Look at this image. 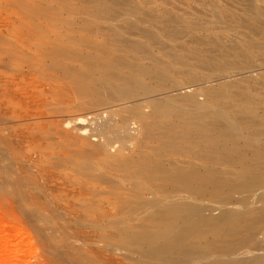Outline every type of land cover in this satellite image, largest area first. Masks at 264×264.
<instances>
[{"label":"bare ground","instance_id":"1","mask_svg":"<svg viewBox=\"0 0 264 264\" xmlns=\"http://www.w3.org/2000/svg\"><path fill=\"white\" fill-rule=\"evenodd\" d=\"M18 1L17 0H0V5L1 4H4L5 6L11 5V7L15 8V6H17L18 4ZM86 1L88 3L89 8L90 7H93L95 9L100 8V11L103 10L104 13L105 11L107 13V10L113 11L116 7L121 8L119 6H125V8L131 11L132 15L135 14V12H137L140 9L139 5H137L136 3H132L129 0H119V1L118 0H112V1L111 0H86ZM244 1L249 10V15L245 18V22H246L245 24L250 29V32L248 33L239 32V34H237V38L234 40L226 41L225 39H227V37L225 35H222L223 33H221L222 28L226 30L227 27H229L230 25L236 26V24H238V20L236 16L234 15L231 16V22H229L228 25L226 24L225 27H220V26L213 25V24L211 25L206 22L200 23V22L192 21L178 14H172L170 12L166 13L165 11L162 10L163 13L158 12V13L153 14V18L149 21L142 19V18H138V17L133 19L129 16H125V18L122 19L123 25H125V27L127 28L125 29L129 31L133 36L132 38L125 39L126 37L124 38V36L121 35L119 36V42H122L123 45L131 49V52H133L132 53L133 54L132 57L134 59L133 61L125 60L126 58L124 57L123 54H116L115 52L113 53L112 48H109V47L105 48V46L103 47L102 50L97 49L101 51L95 53L94 55H92L91 53L85 55L87 56V58L85 59H88L86 61L87 62L86 65H90V66L92 65V67L93 65L94 67L96 66L95 69L97 72V77L95 78V80L100 81V83L103 85V88L108 87L113 92V96L115 94L118 97V99H115L116 101L118 100V102L115 104L116 106L115 108H111L106 111L108 113L107 114L108 116H106L107 118H105L106 120L98 121V122L95 121L97 127L95 128V132L92 133V136L93 135L95 137L97 136L96 138H98L99 140L102 139L100 141L101 144L102 142H104L102 145L94 141L85 142V139L87 138L85 136L87 130H85V128H81L82 127L81 125L82 124L84 125L85 119H86L85 122H87L88 120L87 118L84 117L85 119H83L78 114L77 116L79 117H77L75 121H73L71 120V118H68L71 115L67 116V118L69 119V124L71 121H73V123L77 125L76 130H79V132L77 133L76 139L74 140L77 146L83 147L86 145V146H89L90 148V150L87 151V155H85V152L81 153L80 150H77L78 153L73 151L74 153H72L71 156L66 155V157L70 158L78 166L76 170L79 171L80 169L83 168V169H87L88 171L95 172L94 169L97 166L93 165L92 163L93 160L91 161V159L96 154L95 155L93 154L95 153V151H99L100 149H102L104 150L103 154L106 156V159H108L110 156H112V154L107 153V151L109 149V145H112L111 142L113 139L115 140L116 138H118L119 142L122 141V143L127 144L129 141L131 142L133 140H136V141L138 139L140 140V138L138 137L143 131L145 132V136L147 135L146 134L147 132L149 134L147 135V137L157 142L154 148H152L151 146V150L149 151L140 150L139 152L137 151L135 152V153H138L137 157H135V155L134 157L126 156V158L123 160L120 157V155L122 153L121 149L124 150V148L120 147L121 144L118 145V148L119 147L120 148L117 149L116 152L115 151L114 152L116 153L115 154V156H117L116 158L120 159L119 160L120 162L116 161V165L118 164L117 162H119L117 169L121 170L122 172L116 175V178L114 177L115 175H113V177L112 176L108 177V175L110 176L111 174H106L105 172L100 173L101 171L99 172V170L96 174L98 175V177L99 176L101 177V174H103V176L107 175L106 177L102 176L103 179L102 177L101 178L99 177V179H102L105 181L104 178L106 179L108 178L107 182L111 181L110 182L111 184L109 185V187H110V192L112 193V196L106 199L105 201L107 202L110 208L112 207V208L117 209L116 211H110L108 213H105L104 215H101L100 213L101 216L99 217H101L102 220L101 218L99 220H101V222L105 221V223H103L105 225L107 222L111 225L110 228L106 227V230H108L110 233L113 232L111 233L112 235L109 236L111 237L110 239L114 240L116 244L122 246V248L125 247L126 253L127 251L131 249L139 253L138 255L139 259L136 263L134 262L135 264H264V0H244ZM20 2L24 3V0L23 1L21 0ZM29 3L27 5H29ZM32 9L36 10L35 8H32ZM41 9H44V8H41ZM128 10L125 9L126 12ZM218 10L220 11V9ZM21 11L22 10H20V12ZM50 11L52 12V10ZM155 11H156V8H155ZM35 12H37V10ZM119 12L118 14L115 13L116 15L113 13L115 18L117 15L121 16L122 12L121 13ZM31 13L29 12V14ZM49 15H51V13ZM120 16H117V17H120ZM17 17L19 18V15ZM29 17L31 18V16ZM37 18L39 17L37 16ZM113 20H114L113 16L109 18L108 22L111 24V26H108V27H110L109 29L115 31V30H118L120 27L117 29V26H116L117 24H115ZM84 21L85 19L83 18V22ZM38 22L41 23V21H38ZM67 24L70 25L71 23L67 22ZM73 25L75 26L76 24H73ZM83 26L85 27V25ZM121 27L124 28L123 26ZM57 28H58L57 25H55L54 30H56ZM99 28H102V27H99ZM103 28H106V27H103ZM30 30H32V28ZM48 30L46 31L48 32ZM104 30L102 31L105 32ZM37 31L39 32L40 30H37ZM44 31L45 30H43V33ZM58 31L59 30H57V32ZM127 31H124V32H126L127 35L130 34ZM115 33H118V32H115ZM48 37L50 38V36ZM69 37L70 38L72 37L71 34ZM56 39L54 42H57ZM80 40L83 41V39H79V41ZM59 41L62 42V39ZM74 41L78 42V39ZM61 42L59 43L62 44ZM87 42L86 44H84L85 46H87V44L90 43V42L89 43ZM91 42H93L94 44V40ZM82 43H84V41ZM105 43L106 42H104V44ZM56 45H58V43ZM97 45L100 46L101 44H97ZM36 46L38 45L36 44ZM64 46L66 45L64 44ZM64 46H62V48ZM82 46L83 45H80V47ZM125 46L123 47L127 48ZM71 47H74V46L72 45ZM88 47L91 48L90 46ZM62 50H65V49L63 48ZM0 51H1V48H0ZM125 51L126 50H124V52ZM118 52H119V49H118ZM20 53L22 52L20 51ZM71 53H73L74 55V57L73 56L69 57V59L71 58L70 59L71 61H73L72 58H78V60H83V59H79L78 55L81 56L79 52L73 51ZM141 53H143V55H140ZM83 56L84 55H82V57ZM145 58L148 60V62H144L142 60V59L145 60ZM55 60L57 61L58 59L54 58V62L56 63ZM54 62L52 63L54 64ZM74 62L75 61H73L72 63ZM78 64L79 63H75V65H78ZM84 64L85 63H83V65ZM44 65H46L47 67V64H44ZM56 65H57L56 67L58 68V62L56 63ZM69 68L71 69V67ZM39 69L41 70L42 68H39ZM95 69H94V72H92L90 69H87V70L85 69V70H86L87 75H90L91 77L94 78V76H96ZM14 71H17V70L15 69ZM21 73H23V71ZM3 80H5L4 77H3ZM88 80H90V77ZM9 82L10 81H8V83ZM84 82H85V79H84ZM5 83H7V81ZM9 85L11 84L9 83ZM14 86L16 87V85ZM78 86H81V85H78ZM10 87L11 86H9V88ZM9 88L8 90H10ZM12 88L13 87H11V90H13ZM21 88L18 89L20 90V92H21ZM26 88L27 87H25L23 90H27ZM86 89L89 90V88H86ZM18 90H17V94H18ZM89 91H92V90H89ZM89 91L83 95L89 94ZM8 92L12 93L13 91H8ZM91 93L89 95H91ZM98 94H101V93L98 92ZM13 95H14V92H13ZM78 96L82 97V95L81 96L78 95ZM113 96L112 98L114 99L115 97ZM107 99H109V97ZM102 101H105V100L102 99ZM102 101H101V104H103ZM110 102L111 100L108 103L106 101L107 104H110ZM88 105H91V104L89 103ZM93 105H96V104L93 103L92 106ZM131 106L134 107L135 110L138 112L137 118L136 117L130 118V117H127L125 115L118 113V111L123 110L127 107H131ZM72 107L73 106L69 108H72ZM75 108L73 107V109ZM15 110L17 109L15 108ZM98 110H100L101 112L100 108ZM126 110H127L126 113H128L129 109H126ZM121 112H124V111H121ZM32 113L34 114L35 112H32ZM129 113L131 114L130 111ZM38 114H40V112ZM93 114L95 117L94 120H97L96 118L97 116H95V113H92V116ZM104 114L106 113L104 112ZM100 115L102 116L103 114H100ZM46 117L48 118V116ZM67 118H65L64 120L65 122ZM7 120L8 119H6V122ZM67 124H64V126ZM69 126L72 127L75 125L70 124ZM69 126H67V128ZM155 127H158V131L157 132L155 131L154 133L152 130L153 128L155 129ZM50 131L52 130L50 129ZM150 131H152V133ZM4 136L5 135H3L2 137ZM44 138L46 139V137ZM62 138L65 139V137H63V134H62ZM7 140L4 139V143L5 141L9 143L10 141L9 137ZM70 143L67 144L66 148H68ZM117 143L118 142H116V145ZM60 144H63V143H60ZM128 146H127L128 148L127 150H130L129 149L130 146L129 147ZM80 147H77V148H80ZM146 149H148V146ZM1 151H0V166L2 165V162L8 164L9 161L14 160V159L13 160L5 159L7 158L6 154L8 153H4V151H2L5 154L3 155ZM7 151L8 149L6 150V152ZM48 157L50 158V156ZM54 158H52L51 156L50 159H54ZM94 158H96V156ZM4 159L6 160V162L3 161ZM96 159L98 160V158ZM28 162L31 163V161H28ZM28 162L25 163L27 167L22 163V166H25L24 169L26 168L28 169L29 164H30ZM15 163L14 165L17 166V164ZM55 163L57 162L55 161ZM57 164H60V162ZM38 165L40 167V165H42V161ZM32 166H31V169L29 168L30 170L28 169V171H32ZM100 166H102V164H100ZM39 167L36 168V170H38ZM22 168L23 167H21V169ZM113 168H115V166ZM33 169H35V167H33ZM108 169L109 168H107V170ZM17 170L19 171V169ZM52 170H49V172ZM42 171L43 170H41L40 172L42 173ZM1 172L3 173V169H1ZM13 172L11 171V174ZM115 172H119V171H115ZM22 173H23V177H25L26 179V175L24 174V172ZM11 174L9 177L6 175L3 183L6 182L10 186L13 185V187H17L19 185V181H21L20 183H22L23 178L19 180L17 179V177L15 178V175L13 174H12L13 177H11ZM15 174L17 176L20 174L18 178H21L20 176L22 174L20 173V171H19V174L18 173H15ZM37 174L39 175V173ZM86 176H89V175L86 174ZM109 178L111 179L114 178V179L110 180ZM3 183H0V184L3 185ZM98 183L99 181L97 180V183L95 181L94 183L95 185L94 184L93 185L96 186ZM8 185L6 184V187ZM30 186L28 187L30 188ZM1 187H4V186H1ZM13 187H12V190L15 189ZM29 188H28V191H29ZM43 188L45 187L43 186ZM81 188H83L84 190V186ZM2 189L4 190V188ZM9 189L11 188H8V190ZM16 190L17 189H15V191ZM90 191H91V188H90ZM31 192L32 191L30 190V193ZM81 192H84V191H80V193ZM33 193L36 194L37 192H33ZM84 193L86 194V192ZM90 193L92 194V192ZM17 194L19 193L17 192ZM44 194L48 195L47 193H44ZM36 197H39V196H36ZM42 197H44V195H42ZM50 199L52 200L51 197L49 198V200ZM56 202L58 203V201ZM44 203H48V202L44 201ZM90 206L92 207L95 205L90 204ZM31 207H34V206H31ZM48 210L50 211L51 209H48ZM53 210L54 209L51 210L52 213L54 212ZM40 211L41 212L39 213H42L44 215L46 213L45 218L42 217L43 215L38 213L39 215H41L40 217L43 218V221L44 223H46V225L51 224V223L53 224L56 223L58 225V223L56 222L57 218L56 220H54L55 218H53L54 217L53 214L55 213L52 214L50 212H45L47 210H45L44 211L45 213H43L42 209H40ZM66 215L68 214L66 213ZM56 216L58 217V215ZM40 219L38 222L42 220ZM58 221L60 220L58 219ZM42 222H41V225L44 224ZM97 224L99 225V223H95V225ZM50 226L48 225L47 227H49L50 229ZM101 226L103 225H100L99 227L101 228ZM96 227L97 226H95V230L97 231V228L99 229V227L97 228ZM100 231L102 232L103 228L102 230H99L98 232L101 233ZM57 233L55 232L53 234L56 235ZM103 234L102 236L99 235V239H104L103 237L105 235L103 236ZM62 236L63 235H61V238ZM106 237L107 235L105 236V239ZM67 239H68V236H67ZM67 239L65 240L67 241ZM71 239H75V238H70V240ZM72 241L73 240H71L69 243L63 242L64 244L62 245H64V247L63 246L62 247L64 248V252L68 251L73 261L75 262L83 261L82 263L85 262L84 264H86L88 262L86 259H84L86 258V256H84L81 252H79L80 250L78 247L79 246L78 243L80 244L79 240H77L78 243L77 241L76 243ZM114 241H108V242L111 244H115ZM86 247L83 248L84 251L82 250L80 251H82L83 253H87L88 251L85 252V250H87ZM77 248L79 250H77ZM80 248H82V246ZM85 255H89V254H85ZM90 258L92 259V257ZM90 261L91 260H89L87 264H91Z\"/></svg>","mask_w":264,"mask_h":264},{"label":"rangeland","instance_id":"2","mask_svg":"<svg viewBox=\"0 0 264 264\" xmlns=\"http://www.w3.org/2000/svg\"><path fill=\"white\" fill-rule=\"evenodd\" d=\"M20 1L21 0H19L18 4H17V6L18 5L19 6L18 7L15 6V8L11 7V5L5 6L4 4H1L3 7L0 5V10L2 11V12L0 11V16H1L0 17V48H1L0 64L2 62L1 66L3 65L2 67L0 66V87L2 88V89L0 88V119H1L0 120V135H1L0 136V140H1L0 141V151L2 150V151H4V153H8V154H6L7 158H5V159H7V160H13L14 159L13 161H9V163H11L13 165H11L9 163L6 164V163L2 162V165L5 164L4 166L7 167V165H8V167L6 168L2 165L0 166V183H3L8 172H9V174L7 176L8 177L10 176L11 171L12 172L15 171L12 173L13 175H15V178L17 177V179H19V180H21L23 178L22 183H20L21 181H19V185L17 187H13V185L10 186L6 182H4L3 185L0 184V264H84L85 262L82 263L83 261L82 262L80 261L81 263L73 261L69 252L68 251L64 252V248H63L64 245H62V244L66 243V242L69 243L71 240H73L74 243H76V241L79 240L80 244L77 241V243L79 245V246L78 245L77 246L82 251H84L83 248L87 246L86 247L87 250H85V252L88 251L89 253L88 252L83 253L78 248H77V250H79V252H81L84 256H86V258H84V257L83 258L86 259L88 262H89V260H91L90 261L91 264H93V263L94 264H135L139 259V256H138L139 253L137 251L132 250V249L129 250V248H128L129 251H127V253L128 254L133 253V254H131L132 256L129 254L130 255V257H129V255L125 252L126 251L125 247H124L125 248V250H124V248H122V246L117 245L114 240L110 239L111 237H109V236H111L112 235L111 233H113V232L110 233L108 230H106V227L110 228L111 225L107 222L106 225H108V224L109 225L106 226L105 224H103V223H105V221L101 222L102 218L99 216L104 215L105 213H108L110 211H116L117 209L112 208V207L110 208L108 206L107 202L105 201L106 199H108L109 197L112 196V193L110 192V187H109V185L111 184L110 183L111 181L107 182L108 178L107 179L104 178L105 181L107 182L106 183L102 179H103V177H106L107 175L103 176V174H101V177L102 176L103 177H102V179H99L100 176L98 177V175H96V174L99 170V172L101 171L100 173L105 172L106 174H111L110 176L108 175V177H111V176L113 177V175H115L114 177L116 178V175H118L119 173L122 172L121 170L117 169V166L120 162L119 161L120 159H117L116 158L117 156H115V154H116L115 152L117 149H119L120 147L124 148V150L121 149L122 153L120 155V157L123 160L126 158V156L127 157L128 156L134 157V155H135V157H137L138 153H135L137 151L139 152L140 150H143V151L151 150V146H152V148H154V146H156L157 142L149 139V137H147V135H149L147 132H146L147 135L145 136V132H143V131H142L143 134L141 133L140 136L138 137V138H140V140L139 139L137 141L133 140L131 142L129 141L128 142L129 144L127 143L130 147L127 144L122 143L121 140H120L121 142H119L118 138H116L115 140L113 139L114 141L112 140L111 143H112V145L114 143V145L113 146L109 145V149L107 148L108 149L107 153L112 154V156H110L108 159H106V156L103 154L104 150H102V149H100L99 151H95V153L93 154V155L96 154L95 156H96V158H98V160H97L96 158H94L95 157L94 156L91 159V161L93 160L92 161L93 165L97 166V167L94 166L96 169V170L94 169L95 172L88 171L87 169H83V168L80 169L79 171L76 170L78 168V166L70 158L66 157V155L71 156V154L74 152H77V150H80L81 153L85 152V155H87V151H89L90 148H89V146H86V145L83 147L77 146V144L74 140L76 139V136H77V133L79 132V130H76L77 125L75 123H73V121H75V119L79 116H81L83 119L87 118L88 119L87 122H85V120H86L85 119L84 125L83 124L81 125L82 126L81 128H85V130H87L86 135H85L87 138L85 139V142L94 141L96 143H100V141L102 139L99 140L98 138H96L97 136L96 137L94 135L92 136V133L95 132V128L97 127L95 121L98 122V121L106 120L105 118H107L106 116H108L107 115L108 113L106 111L111 109V108H115L116 107L115 104L118 102V100L117 101L115 100V99H118V97L115 94L113 96V92L108 87L103 88V85L100 83V81L95 80V78L97 77V72L95 69L96 66L94 67V65H93V67L95 69V75L96 76H94V78H93L90 75H87V73H86L87 69H90L92 72H94V69H93L92 65L91 66L86 65V63H87L86 61L88 59H85V58H87V56H85V55L90 54V53L92 55H94L95 53L101 51L103 49V47L105 46V48L106 47L112 48L113 53L115 52L116 54H123L124 57L126 58L125 60L133 61L134 60L132 57L133 52H131V49L129 47L123 45L122 42H119V36H121V35H123L124 38L126 37L125 39L132 38V36H133L129 31L126 30L127 28L125 27V25H123L122 19L125 18V16H129L133 19L138 17V18H142V19L149 21L153 18V14L158 13V12L161 13L162 10L165 11L166 13L170 12L172 14H178V15L185 17V18H188L192 21H196V22H200V23L206 22V23H209L211 25L213 24V25H217L220 27H225L226 24L228 25V23L231 22V16L234 15V16H236V18L238 20V24H236V26L230 25L229 27H227L226 30L224 28L221 29V33H223L222 35H225L227 37V39H225L226 41L234 40L237 38V34H239V32L240 33L241 32H243V33L250 32V29L245 24L246 23L245 18L249 15V10L246 6V3L244 0H129L130 2L136 3L137 5L140 6L139 7L140 11L138 10L137 12H135V14L132 15L131 11H129L127 8H125V6H119L121 8L116 7L113 10L114 12L107 10V13L105 11V13H106L105 14L103 10L100 11V8H97V9H95L93 7L89 8L86 0H64V2H63V0L62 1L61 0H59V1L58 0H50V1L48 0V2H47V0H45L46 2L43 0H34L36 2H34L33 0H31V1L26 0V2H25V0H24V3L20 2ZM29 2H31V3H29ZM49 2L52 4H50ZM28 3H29V5H27ZM23 5L25 6V8ZM50 5H51V7H50ZM28 6H30V7H28ZM63 7H65V8H63ZM32 8H35L37 10V12H35L36 10H33ZM41 8H44V9H41ZM91 8H93V9H91ZM124 8L128 11L126 12ZM155 8H156V11H155ZM19 9L22 11L20 12ZM47 9H48V11H47ZM60 9H61V11H60ZM121 9H122V11H121ZM141 9H142V11H141ZM218 9H220V11ZM50 10H52V12ZM45 11H46V13H45ZM117 11L118 12L120 11L119 13L122 12V14H121V16L117 15L120 17L116 16V18H115L113 13L118 14ZM29 12L30 13L32 12V13L29 14ZM40 12H42V13H40ZM165 12H164V14H165ZM36 13H37V15H36ZM50 13H51V15H49ZM99 13H101V14H99ZM39 14H40V16H39ZM42 14H44V15H42ZM18 15H19V18L17 17ZM45 15H47V16H45ZM52 15H54V16H52ZM29 16H31V18ZM37 16L39 18H37ZM98 16H100V17H98ZM107 16H109V17H107ZM112 16L114 18L113 22L115 24H117L116 25L117 29L120 27L118 30H115V31L109 29L110 27H108V26H111V24L108 21H109V18ZM23 17H24V19H23ZM50 18H52V19H50ZM83 18L85 19L84 22H83ZM3 20H5V21H3ZM121 20H122V22H121ZM22 21H23V23H22ZM38 21H41V23H39ZM54 22H56V23H54ZM67 22L71 23V24L69 25V24H67ZM11 23H12V25H11ZM72 23L76 24V25L74 26ZM36 25L38 26V28ZM55 25H57V27H58L56 30H54ZM83 25H85V27ZM67 26H69V27H67ZM76 26L79 29H77ZM121 26H123L124 28H122ZM99 27H102V28H99ZM103 27H106L107 29L103 28ZM31 28L34 31L30 30ZM73 28L74 29L76 28V29L74 30ZM37 30H40V31L38 32ZM43 30H45L44 31L45 34L43 33ZM46 30H48V32ZM57 30H59V31L57 32ZM102 30H104L105 32H103ZM119 31H121V32H119ZM124 31H127L130 34L127 35L126 32H124ZM40 32H41V34H40ZM73 32H74V34H73ZM115 32H118V33H115ZM90 33H92V34H90ZM121 33H123V34H121ZM20 34H21V36H20ZM70 34L72 36L71 38L69 37ZM104 34H106V35H104ZM107 34H109V35H107ZM44 35H45V37H44ZM36 36H37V38H36ZM48 36H50V38ZM29 38H31V39H29ZM56 38H58V39H56ZM63 38H65V39H63ZM112 38H113V40H112ZM116 38L118 41L116 40ZM43 39H45V40H43ZM55 39L57 42H54ZM61 39H62V42L59 41ZM77 39H78V42L74 41ZM79 39H83L84 43H82L83 42L82 40H80L81 41V43H80ZM92 39L94 40V44H93V42H91V41H93ZM85 41L86 42L88 41L87 43H89V42L90 43L87 44V46H85L84 45V44H86ZM8 42H10V43H8ZM59 42H61L62 44H60ZM104 42H106V43L104 44ZM55 43L56 44L58 43V45H56ZM78 43H80V44H78ZM95 43L101 44V45L99 46ZM112 43H114V44H112ZM115 43L118 46H116ZM36 44L39 47L36 46ZM64 44L66 46H64ZM110 44H112V45H110ZM72 45L74 47H71ZM80 45H83V46L80 47ZM11 46H13V47H11ZM32 46H34V47H32ZM62 46H64L63 48L65 50H62L63 49ZM68 46H69V48H68ZM88 46H90L93 49L89 48ZM98 46L101 48H99ZM119 46H120V48H119ZM123 46L127 47L128 50H127V48H124ZM77 48H79V49H77ZM117 48L119 49V52H118ZM94 49H96V50L101 49V50L96 51ZM16 50H17V52L18 51L19 52L17 53ZM124 50H126V51L124 52ZM20 51L22 53H20ZM73 51L79 52L81 54V56L78 55L79 59H83V60H78V58H72V60L75 61L74 63H72L73 61H71L70 60L71 58L69 59V57H71V56L74 57L73 53H71ZM62 52H64V53H62ZM7 53H9V54H7ZM42 53H44V54H42ZM67 54H68V56H67ZM69 54H70V56H69ZM82 55H84V56L82 57ZM140 55H143V53H141ZM129 57H131V58H129ZM54 58L59 60V61L55 60L56 63L58 62V68L56 67L57 65L54 62ZM142 60L144 62H148V60L146 58H145V60L144 59H142ZM51 61L54 62V64ZM66 61H68L69 63ZM75 63H79L80 65L79 64L75 65ZM83 63H85L84 64L85 66L83 65ZM44 64H47V67ZM59 64L61 67L59 66ZM9 66H11V67H9ZM69 67H71V69ZM37 68L39 71L37 70ZM39 68H42V69L40 70ZM15 69L17 71H14ZM21 70L23 71V73H21L22 72ZM19 71H21V72H19ZM27 71H29V72H27ZM77 73H79V74H77ZM1 77H2V79H1ZM3 77L7 81V83H5L6 81L3 80ZM89 77H90V80H88ZM84 79H85V82H84ZM8 81H10L9 83L11 85H9ZM1 83H3V84H1ZM18 83L19 84L21 83L22 85L21 84L19 85ZM84 83L86 85L88 84L90 87L88 85L86 86ZM14 85H16V87ZM78 85H81V86H78ZM91 85H93V86H91ZM9 86L13 87L12 88L13 90H11V87L9 88ZM7 87L10 90H8ZM25 87H27L26 88L27 90H23ZM44 87H45V89H44ZM20 88H21V92H20V90H18ZM86 88H89V90H92L93 92L89 91ZM97 89H99V90H97ZM17 90H18V94H17ZM8 91H13L14 95H13V92L11 93ZM88 91H89V94L91 92L93 93V94L91 93L92 96L89 94H87L88 96L83 95V94H86V92H88ZM22 92H24V93L26 92V93L24 94ZM98 92L101 94H98ZM103 94H105V95H103ZM78 95H80V96L82 95V97H79ZM106 95H108V96H106ZM97 96L100 98H98ZM112 96L115 98L113 99ZM14 97H15V99H14ZM24 97H26V98H24ZM89 97H91V98H89ZM108 97H109V99H107ZM19 98H21V99H19ZM101 98L105 101H102ZM25 99H26V101H25ZM110 100H111L110 104H107ZM22 101H23V103H22ZM62 101H64V102H62ZM86 101H88L91 105H88L89 103ZM101 101L104 105L101 104ZM106 101H107V103H106ZM3 102H5V103H3ZM29 103H30V105H29ZM93 103L96 105L92 106ZM71 106H73L74 108L76 106V108L75 109H73V107L69 108ZM103 107L105 108V110ZM2 108H4V109H2ZM15 108L17 110H15ZM99 108L101 109V112H100V110H98ZM106 108H108V109H106ZM126 109H129L128 113H126V111H127ZM13 111L14 112L16 111V112L14 113ZM57 111H58V113H57ZM85 111L88 113H86ZM121 111H124V112H121ZM129 111L131 112V114L129 113ZM32 112H35V113L33 114ZM39 112H40V114H38ZM99 112H100V114H103V115L101 116L99 114ZM104 112L106 114H104ZM41 113H43V114H41ZM92 113H95V116H97L96 117L97 120H94L95 117H94V114L92 116ZM118 113L125 115L127 117H130V118H135V117L137 118V116H138V112L132 106L127 107L123 110H120V111H118ZM78 114H79V116H77ZM60 115H61V117H60ZM69 115H71V116H69ZM73 115H74V117H73ZM86 115H87V117H86ZM139 115H140V113H139ZM46 116H48V118ZM67 116H69L68 118H71V120H73V121L70 120L71 121L70 124H73L75 126H72V127L69 126L70 124H69V119L67 118ZM89 116H91V117H89ZM118 117H116V118H118ZM65 118H67L66 122L64 121ZM6 119H8L7 122H6ZM49 121H50V123H49ZM64 124H67V125L64 126ZM67 126H69V127L67 128ZM27 128H29V129H27ZM50 129L52 131H50ZM4 130L6 133L4 132ZM1 131H3V132H1ZM152 131L154 133H155V131L157 132L158 127H155V129L153 128ZM152 131H150V132L152 133ZM3 133H5V134H3ZM17 133H18V135H17ZM2 134L5 136L2 137L3 136ZM19 134H20V136H19ZM39 134L43 137H41ZM62 134H63V137H65V139L62 138ZM33 136L34 137L36 136V137L34 138ZM8 137L10 139L9 143H7ZM22 137H24V138H22ZM44 137H46V139ZM89 138H90V140H89ZM94 138H95V140H94ZM4 139L7 140V142L5 141V143H4ZM20 139H21V141H20ZM16 140H17V142H16ZM22 140H24L25 142ZM65 140H66V142H65ZM97 140H99V141H97ZM116 140H118V141H116ZM115 141L118 142L117 145H116ZM10 143H11V145H10ZM60 143H63V144H60ZM65 143H66V145H65ZM69 143L71 146L69 145L68 148H66L67 144H69ZM72 143H73V145H72ZM103 143L104 142H102V144ZM102 144L100 143V145H102ZM118 145H120L119 148H118ZM126 145L129 147L130 150H127L128 148ZM62 146H64V147H62ZM110 146L112 149L110 148ZM147 146H148V149H146ZM9 147H10V149H9ZM77 147H80V148H77ZM7 149H8V151L6 152ZM42 150H44V151H42ZM133 150H134V152H133ZM54 151H56V152H54ZM4 153H3V155H5ZM49 153H50V155H49ZM21 154H23V155H21ZM45 154H46V156H45ZM55 155H57V156H55ZM60 155L62 158L60 157ZM11 156H13V157H11ZM48 156H50V158H51V156H52V158H54V157L55 158L50 159ZM64 156L68 159H66ZM32 158L35 161H33ZM41 158H42V160H41ZM44 158L46 159V161ZM5 159L3 161L6 162ZM49 160H50V162H49ZM28 161H31V163ZM41 161H42L43 166L40 165V167H39L38 164H40ZM55 161L57 163L60 162V164L62 166L60 164L55 163ZM104 161H106V162H104ZM116 161H119V162H117L118 163L117 165H116ZM13 162L14 163L16 162L15 164H17V166L14 165ZM27 162L31 164V165L29 164L28 169L29 168L31 169V166L34 164L32 166V171H28L27 168L24 169L25 166L27 167V165L25 164ZM22 163L25 166H22ZM44 164L47 167H45ZM100 164H102V166L106 165L107 167L104 166V167H106V168H104V167L100 166ZM41 166H42V168H41ZM114 166H115V168H113ZM2 167H4V168H2ZM18 167H20V168H18ZM21 167H23V168L21 169ZM33 167H35V169H33ZM38 167H39V169L36 170V168H38ZM107 168H109L110 170L109 169L107 170ZM1 169H3V173L1 172ZM17 169H19L20 173L22 174L20 176L21 178H18V176L20 174H19V171ZM40 169L43 170L42 173L40 172L41 171ZM49 170H52V171L49 172ZM103 170H105V171H103ZM36 171H37V173H39V175L36 173ZM115 171H119V172H115ZM22 172H24V174L26 175V179H25V177H23ZM15 173H18L19 175L17 176ZM32 173H34V174H32ZM12 174H11V177H13ZM27 174L29 177L27 176ZM86 174H88L89 176H86ZM93 175L94 176L96 175L98 177V179L96 176L94 177ZM45 177L48 179H46ZM87 177H88V179H87ZM35 178L37 181L35 180ZM109 179L112 180L114 178H112V179L109 178ZM97 180L99 181V183L96 185L97 186L96 187V186H94L95 185L94 183H95V181L97 183ZM5 183L8 185L7 187H6ZM1 186H4V187H1ZM28 186H30V188ZM43 186L45 188H43ZM83 186H84V190H83V188H81ZM12 187L17 189L16 191L19 194L21 193L20 194L21 196L19 194H17L15 189H13L14 190V192H13ZM25 187H26V189H25ZM2 188H4V190ZM8 188H11V189L8 190ZM28 188H29V191H28ZM38 188H40V189H38ZM90 188H91V191H90ZM85 189H86V191H85ZM30 190L32 191L31 193H30ZM104 190H105V192H104ZM25 191H27L28 194ZM80 191H84V192H86V194L84 192L80 193ZM33 192H37V193L35 194ZM75 192L78 194H76ZM90 192H92V194ZM108 192H110L111 194ZM44 193H47L48 195H46ZM33 195H35V196H33ZM42 195H44V197H42ZM36 196H39V197H36ZM16 197L19 199H17ZM48 197L49 198L51 197L52 200L51 199L49 200ZM20 198H22V199H20ZM36 198H38V199H36ZM19 200H20V202H19ZM42 200H44L45 202H48V203H44V201H42ZM56 201H58V203ZM18 202L20 205L18 204ZM15 203H17V204H15ZM36 203H38V204H36ZM48 204L49 205L51 204V205L49 206ZM90 204L95 205V206L91 207ZM43 205H44V207H43ZM47 205H48V207H47ZM79 205H80V207H79ZM31 206H34L35 208L31 207ZM29 207H30V209H29ZM39 207H40V209L43 210L42 211L43 213H45V212L52 213L51 210L54 209L53 213H55V214H53V213L52 214L54 216L53 218H55L54 220H56V218H57L56 222L58 223V225L56 223L55 224H53V223L48 224L49 226L52 225V226H50V229H49V227H47L48 225H46V223H44V221H43V218H45L46 213H45V215L42 213H39V212H41ZM31 208H33V209H31ZM48 209H51V210L49 211ZM45 210H47V211H45ZM65 212L68 215H66ZM38 213L43 215L42 216L43 218H41L40 217L41 215H39ZM100 213H101V215H100ZM56 215H58L59 218ZM36 216H37V218H36ZM100 218H101V220H99ZM39 219L41 220L40 222H38ZM58 219L60 221H58ZM91 221L92 222L94 221V222L92 223ZM98 221H100L102 224ZM41 222L44 223L46 226L44 224L41 225ZM95 223H99V225L98 224L95 225ZM94 225L97 227H99L100 225H103L104 227L101 226V228L99 227V229L96 227L97 228V231H96ZM54 226H55V228H54ZM52 228H54V229H52ZM102 228H103L102 232L105 234H103L101 231H100L101 233L98 232L99 230H102ZM91 229H93V230H91ZM111 231H113V230H111ZM55 232L56 233L58 232L57 234L60 236H58L57 234H56L57 236L55 234H53ZM108 233H110V234H108ZM64 234H65V236H64ZM102 234H103V236L107 235L108 238L106 237V239H105V236H104L103 237L104 239H99V235L102 236ZM61 235H63L62 238H61ZM67 236H68V239H67ZM70 238H75L77 240H75V239L70 240ZM65 239H67V241ZM107 239H108V241H114L115 244L109 243L107 241ZM64 241H66V242H64ZM81 246H82V248H80ZM85 254H89V255H85ZM90 257H92V259Z\"/></svg>","mask_w":264,"mask_h":264}]
</instances>
